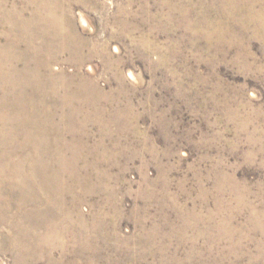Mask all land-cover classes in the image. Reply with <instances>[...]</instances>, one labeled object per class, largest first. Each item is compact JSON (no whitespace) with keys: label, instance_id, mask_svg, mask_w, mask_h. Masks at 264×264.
<instances>
[{"label":"rangeland","instance_id":"rangeland-1","mask_svg":"<svg viewBox=\"0 0 264 264\" xmlns=\"http://www.w3.org/2000/svg\"><path fill=\"white\" fill-rule=\"evenodd\" d=\"M36 3L0 0L1 49ZM56 4L68 37L18 64L49 93L4 113L34 153L0 222L38 228L16 254L1 224L0 264H264V0Z\"/></svg>","mask_w":264,"mask_h":264},{"label":"bare ground","instance_id":"bare-ground-1","mask_svg":"<svg viewBox=\"0 0 264 264\" xmlns=\"http://www.w3.org/2000/svg\"><path fill=\"white\" fill-rule=\"evenodd\" d=\"M5 1V0H4ZM57 0H37L36 3V11L38 12L40 17L31 18V20L26 21L25 26H21L22 32L25 34L24 36L27 39V43H30V46L28 48L29 51H16L14 49H1L0 48V195L5 194V192L8 193L9 201L11 202V205H6V208H15L16 205V191L20 190V187H27L28 181L30 179L29 172L26 173V171L30 168H32L33 163L31 162V158L29 156H32V153L34 151H31V147L26 145L23 147L24 151L23 154L27 158L21 157V151L18 147L20 139L17 135H19L18 131L20 130L19 123L16 122V119L13 117L10 118V116L5 117L4 113L7 112H15V110H25L24 108L31 107L33 105L32 98L35 95L34 92H39L42 96H47L50 90L51 86V80L49 77H44L43 80H40L42 82L38 83L40 84L35 88L34 83L38 80L35 75H33V69L30 68L26 64V66L23 68L24 71H20L18 68V64L20 60H27L31 56H35L38 53L43 54H51V52H57L56 50H53L54 45L47 44L45 47L40 48H34V46H31V42H37L36 37H40V34L43 35L42 38H44L46 35H48L50 38L53 37V35L58 36L59 38H64L68 34V27H66L65 19L60 14V8L56 4ZM76 1V0H75ZM30 2V1H29ZM68 2V1H67ZM2 3V2H1ZM5 4V2H3ZM58 3V2H57ZM29 4V3H28ZM63 5V4H62ZM26 6V5H25ZM28 6V5H27ZM5 8V7H4ZM2 8V9H4ZM25 8V7H24ZM30 8V7H29ZM16 9V8H15ZM26 9V8H25ZM9 11V10H8ZM23 12V11H21ZM26 12V10H25ZM63 13V12H62ZM2 14V13H1ZM25 14V13H24ZM5 16V14H4ZM3 16V17H4ZM25 16V15H24ZM20 17V16H19ZM27 19V18H26ZM18 20V19H17ZM20 20V19H19ZM2 21V20H1ZM14 21V19H13ZM67 22V21H66ZM11 24V23H9ZM15 26V23H13ZM19 24V23H17ZM212 25V24H211ZM43 26V27H41ZM6 27V26H5ZM13 27V26H12ZM16 27V26H15ZM14 29V27H13ZM19 29V28H18ZM70 29V28H69ZM4 31V30H3ZM7 31V30H5ZM14 31V30H13ZM12 31V32H13ZM16 31V29H15ZM19 32V31H18ZM21 32V31H20ZM17 33V31H16ZM10 34V33H9ZM15 34V33H14ZM2 35V34H1ZM7 35V34H6ZM13 35V34H12ZM18 35V34H17ZM54 36V37H55ZM19 37V36H18ZM68 37V36H67ZM13 38V37H12ZM48 38V37H47ZM15 39V38H13ZM22 39V38H21ZM40 39V38H39ZM58 39V38H57ZM20 40V38H19ZM18 40V41H19ZM66 40V39H65ZM21 41V40H20ZM63 41V40H61ZM59 42V41H58ZM1 43V42H0ZM9 43V42H8ZM14 43V42H13ZM20 43V42H19ZM22 43V42H21ZM40 43V42H39ZM43 43V42H42ZM52 43V42H51ZM63 42L58 46V50L65 49L66 46H63ZM17 45V44H16ZM26 45V44H25ZM28 45V44H27ZM3 46V44H2ZM10 46V45H9ZM36 46V45H35ZM4 47V46H3ZM19 48V47H18ZM17 49V48H16ZM56 49V48H55ZM65 52V51H64ZM27 53H29L31 56H29ZM53 54V53H52ZM58 55V54H57ZM36 57V56H35ZM34 57V58H35ZM40 57V56H39ZM33 58V57H32ZM33 58V59H34ZM52 58V57H51ZM44 59V58H43ZM41 61V59H40ZM34 63V61L32 62ZM42 63V62H41ZM30 65V64H29ZM35 65V64H34ZM38 65V64H37ZM43 65V64H42ZM40 65V67L42 66ZM44 67H48L47 65H43ZM50 67V66H49ZM36 68V67H35ZM45 71V70H44ZM43 71V72H44ZM40 72V71H39ZM42 73V71H41ZM36 74V73H35ZM40 74V73H39ZM42 75V74H41ZM48 75V74H47ZM53 75V74H52ZM51 75V77H52ZM40 77V76H39ZM43 77V76H42ZM60 79V78H59ZM62 79V78H61ZM66 79V78H65ZM61 81V80H60ZM66 82V81H65ZM54 83V82H53ZM57 83V82H56ZM61 83V82H60ZM82 83V82H81ZM64 84V82H63ZM85 84V83H84ZM36 85V84H35ZM55 85V84H54ZM62 86V85H61ZM68 86V85H67ZM63 87V86H62ZM61 87V88H62ZM72 87V86H71ZM87 87V86H86ZM90 88V87H89ZM65 89V88H64ZM86 89V88H84ZM82 89L84 92L85 90ZM66 90V89H65ZM58 91V90H57ZM60 91V90H59ZM91 91V90H90ZM61 92V91H60ZM67 92V91H65ZM72 92V91H71ZM74 92V91H73ZM80 92V88H79ZM38 93V94H39ZM58 93V92H57ZM89 93V92H88ZM60 94V93H59ZM58 95V94H57ZM73 95V94H72ZM78 95V94H77ZM86 95V94H84ZM37 96V95H36ZM39 96V95H38ZM37 96V97H38ZM68 96V94H67ZM91 96V95H90ZM58 97V96H57ZM69 97V96H68ZM71 97V96H70ZM78 97V96H77ZM47 98V97H46ZM67 98V97H66ZM65 98V99H66ZM91 98V97H90ZM61 99V98H60ZM68 99V98H67ZM70 99V98H69ZM79 99V98H78ZM46 100V99H45ZM85 100V97H84ZM34 101V100H33ZM42 101V100H41ZM72 101V100H71ZM70 101V103H71ZM79 101V100H78ZM45 102V101H44ZM42 102L43 104H45ZM58 102V101H57ZM56 102V103H57ZM90 102V101H89ZM92 102V101H91ZM41 103V102H40ZM67 103V102H66ZM69 103V102H68ZM84 103V102H83ZM36 104V103H35ZM42 104V105H43ZM87 104V102H86ZM68 105V104H67ZM36 106V105H35ZM64 106V105H63ZM62 106V107H63ZM72 106V105H70ZM52 107V106H51ZM59 107V106H58ZM34 109V108H33ZM38 110V109H37ZM34 111V110H33ZM29 112V111H28ZM16 113V112H15ZM14 113V114H15ZM24 113V112H23ZM3 114V115H1ZM10 115V114H9ZM20 122V121H19ZM21 125V124H20ZM22 129V127H21ZM24 130V129H23ZM22 132V131H21ZM19 156L21 158H19ZM40 168V167H39ZM26 169V171H24ZM33 172V171H32ZM28 174V175H27ZM49 176V175H48ZM58 177V176H57ZM32 180L34 182V176L32 177ZM40 181V180H39ZM43 182V181H42ZM49 183V182H48ZM43 184V183H42ZM34 185V184H33ZM31 187V186H30ZM29 188V187H28ZM40 188V187H39ZM43 188V185L41 186ZM40 188V189H41ZM58 189V188H57ZM34 190V189H33ZM24 191V190H23ZM21 192V191H20ZM50 192V191H48ZM53 193V192H52ZM33 194V193H31ZM7 195V194H6ZM34 195V194H33ZM2 196V195H1ZM19 196V195H18ZM24 196V195H23ZM29 196V195H28ZM37 196V195H36ZM45 196V195H44ZM43 197V196H42ZM21 198V197H20ZM36 198V197H35ZM41 198V197H40ZM44 198V197H43ZM42 198V199H43ZM49 198V197H48ZM52 198V197H51ZM7 199V198H6ZM4 200V199H3ZM0 198V205L2 204V201ZM18 200V199H17ZM20 200V199H19ZM38 200V199H37ZM21 201V200H20ZM29 201V200H28ZM45 202V201H44ZM9 203V202H8ZM39 203V201H38ZM51 203V202H50ZM49 204V203H48ZM30 205V204H28ZM33 205V204H32ZM23 206V205H22ZM34 206H37L34 205ZM4 207V206H3ZM2 207V208H3ZM42 207V206H41ZM22 208V207H21ZM25 208V207H24ZM1 209V208H0ZM5 209V208H4ZM18 209V208H17ZM36 209V208H34ZM44 209V208H43ZM47 209V207H46ZM21 210V209H20ZM45 210V209H44ZM17 211V210H16ZM13 212V211H11ZM32 212V211H31ZM37 212V211H36ZM46 212V211H45ZM44 212V213H45ZM26 213V212H25ZM59 213V212H58ZM17 214V213H16ZM19 214V213H18ZM28 214V213H27ZM32 214V213H31ZM42 214V213H41ZM41 214L39 217H41ZM60 214V213H59ZM4 216V215H3ZM50 216V215H49ZM52 216V215H51ZM7 217V216H6ZM11 217V216H10ZM14 217V216H13ZM28 217V216H27ZM26 218V217H25ZM35 218V217H34ZM33 218V219H34ZM42 218V217H41ZM45 218V217H44ZM20 219V218H19ZM15 218L13 225H6L4 224L3 218L1 219L2 222H0V225H6L7 227L10 226L8 233L6 235V238L8 239L9 248L10 250L14 251L16 254H20L23 252L24 247L26 246V241L24 239H27L28 237L34 236V231L38 227H34L32 229H22V221ZM43 219V218H42ZM46 219V218H45ZM44 219V220H45ZM35 220V219H34ZM55 220V219H54ZM62 220V219H61ZM252 220V219H251ZM29 221V220H28ZM11 222V220H10ZM61 222V221H60ZM29 223V222H28ZM52 223V222H51ZM8 224V223H7ZM49 224V223H48ZM2 225V226H3ZM24 227H26L25 224H23ZM33 225V224H32ZM36 225V224H35ZM51 225V224H50ZM42 226V225H41ZM40 226V227H41ZM46 226V225H45ZM58 226V225H56ZM55 226V227H56ZM228 226V225H227ZM39 227V228H40ZM51 227V226H50ZM53 228V227H52ZM24 231V232H23ZM45 231V230H44ZM50 231V230H49ZM60 231V230H59ZM63 231V230H62ZM38 232V231H37ZM41 232V231H40ZM36 233V232H35ZM42 233V232H41ZM49 233V232H48ZM40 234V233H39ZM38 234V235H39ZM3 235V234H2ZM1 235V236H2ZM41 235V234H40ZM39 235V236H40ZM53 235V233H52ZM5 236V235H4ZM38 237V236H37ZM45 237V236H44ZM35 238V237H33ZM42 238V236H41ZM51 238V237H50ZM50 238H48L50 240ZM60 238V237H59ZM2 239V238H1ZM5 239V238H4ZM30 239V238H29ZM35 240V239H34ZM41 240V239H40ZM79 240V239H78ZM1 243V242H0ZM49 243V242H48ZM31 244V243H30ZM3 245V244H2ZM29 245V243H28ZM37 245V244H36ZM33 246V245H32ZM50 246V245H49ZM57 246V245H56ZM36 247V246H35ZM46 247V246H45ZM51 247V246H50ZM53 247V246H52ZM6 248V247H5ZM31 248V247H30ZM33 249V248H32ZM25 251V250H24ZM27 251V250H26ZM34 251V250H33ZM38 251V250H37ZM36 251V252H37ZM11 252V251H10ZM26 253V252H25ZM31 253V252H30ZM24 254V253H23ZM39 254V253H38ZM44 254V253H43ZM46 254V253H45ZM27 255V254H26ZM30 254H28L29 256ZM41 255V254H40ZM39 255V256H40ZM36 256V255H35ZM20 258V257H19ZM32 258V257H31ZM30 258V259H31ZM27 259V258H26ZM37 259V258H36ZM41 259V257H40ZM47 259V258H46ZM28 260V259H27ZM34 260V259H33ZM49 260V259H48ZM38 261V260H37ZM29 261H27L28 263ZM34 263V262H33ZM60 263V262H59ZM55 264V263H54Z\"/></svg>","mask_w":264,"mask_h":264}]
</instances>
